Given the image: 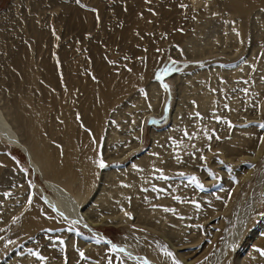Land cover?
I'll list each match as a JSON object with an SVG mask.
<instances>
[{"label": "rangeland", "instance_id": "1", "mask_svg": "<svg viewBox=\"0 0 264 264\" xmlns=\"http://www.w3.org/2000/svg\"><path fill=\"white\" fill-rule=\"evenodd\" d=\"M189 1L142 0L140 4L137 0H18L14 4L15 0H0V108L4 112L10 106L17 108V101L23 95L20 90L24 89L42 107L47 103L49 130L54 134L49 136L45 132L44 139L59 150L61 164L68 160L64 157L59 127L63 124L61 127L69 131L66 123L72 115L76 124L82 126L77 109L87 103L86 85L93 82L103 86L110 81V85L114 82L115 86L132 71L151 67V76L137 85L133 93L123 97L105 126L107 130L114 129L116 138H121L118 146L108 143L113 156L120 158L128 154L137 140L134 131L137 123L141 126L140 148L120 162H107L108 157L104 158L103 152V145L107 147V143L102 139V144H94L97 156L92 153L87 156L86 148L78 144L72 146L74 150L71 147L76 158L69 176L77 181L72 183V193L79 194L84 183L85 172L80 165L85 162L96 165V170H91L94 175L91 189L79 201L80 208L83 212L88 210L87 216L91 218L89 231L71 221L62 224L48 214L46 222L50 226L43 229L42 234L28 237L24 234L20 221L24 215L19 219L20 225L18 217L13 219V215L26 201L31 204L42 201L47 187L22 149L0 134V264H13V261L20 264L26 259L31 260L29 264H144L151 262L149 258L153 255H159L161 262L168 264H264V127H261L264 125V11L259 16L256 12L252 14L245 38L237 27L238 35L234 36L222 16H211L215 9L220 10V14L226 11L221 0H211L215 3L208 7L204 19L193 14ZM134 17H143L145 26L135 28L134 36H125L124 31ZM240 22L244 23L241 19ZM35 32L41 34L39 38ZM188 42H192L191 45ZM17 54L20 64L31 61L38 75L37 87L22 84V72L10 56ZM46 62H50L55 73L56 85L48 81L50 73L43 68ZM233 73H236L235 78L230 77ZM69 74L76 78L73 87L67 83ZM204 90H209L212 101L216 102L207 116L199 110L198 104ZM178 110L181 121L175 127L173 115ZM19 111L24 114L23 110ZM197 120L206 128L208 142L187 151L183 148L184 154L176 160L173 149L179 141L192 139L189 134ZM153 138L156 139L155 150L161 151L165 160L162 166L173 165L178 171H159L160 174L153 176L154 181L166 183L163 187L154 185L153 180L148 183V176L142 179L148 185L138 189L145 192L151 188L156 196L154 203L143 204L144 208L172 214L162 222L146 219L149 222L142 223L138 218L141 211L136 212L142 202L138 201L139 205L135 206L136 199L129 192L117 214L120 223L101 202L95 201L97 192L102 187H110L106 172L116 171L119 176L124 171L128 174L130 166L138 165L134 161L151 156ZM239 140L242 147L237 143ZM157 141L161 142V147ZM234 145L237 151L230 152L228 149ZM193 177L202 189L192 182ZM46 194L53 196L49 191ZM158 197L176 205V210L174 206L161 205L163 202ZM110 201L114 202L113 207L119 205V200ZM91 231L101 233L114 244L129 247L134 256L126 257L121 252L130 250L125 247V252L115 250ZM189 239L199 240L193 245ZM97 240L100 243H96ZM81 252L85 258H81ZM33 253L44 259H38Z\"/></svg>", "mask_w": 264, "mask_h": 264}, {"label": "bare ground", "instance_id": "2", "mask_svg": "<svg viewBox=\"0 0 264 264\" xmlns=\"http://www.w3.org/2000/svg\"><path fill=\"white\" fill-rule=\"evenodd\" d=\"M137 1L140 4L142 3V0H137ZM17 2H18V0H15L14 4H16ZM189 2H190V5L192 7L193 14L195 16L200 17V18H203V19L206 18L205 15L208 12L207 11L208 10V7H210L212 3H215V2H211V0H190ZM26 3H27V1H26ZM14 4H12L10 7L12 8V6ZM220 4L226 8V11H224L223 14H220V10L215 9L213 11V13H211L212 14L211 16H216V15L222 16L223 19L225 18V22L226 23L225 22L224 23L226 24V28H228V27L229 28H232V33H233L234 36H237L238 35V33L235 32V28L237 27V28H239V30H241V32L243 33V35L245 36V38H246L247 32H248V30H246L247 24H248V21H250L249 19L252 16V14L254 12H256L257 15H258V14H261L262 11H264V0H221L220 1ZM33 8H34V6H33ZM213 18H215V17H213ZM240 19L243 20V22H244L243 24L240 22ZM254 20L256 21V19H254ZM206 21L207 22H210L208 19H206ZM219 25L221 26V24H219ZM254 25H255V23H254ZM256 25H257V23H256ZM144 26L145 25L143 23V17H142V19L140 17H137V18L134 17V20L131 23V25H129V27L127 26L128 28L124 31V35L125 36H129V37H132L135 34V28H139L140 27L139 29H143ZM221 28H223V26H221ZM200 30H201V28H200ZM35 34H36V36L38 38L41 35L39 32H35ZM35 34H33V35H35ZM217 35H219V34H217ZM200 36H202V35H200ZM213 37L216 38L215 35H213ZM221 38L223 39V37H221ZM237 39L238 38H236L235 40H237ZM225 40L227 41L226 38H225ZM216 41H218V40L216 39ZM230 41H232V40H230ZM237 41H239V39ZM207 42L208 41H206V43ZM213 42H215V41H213ZM245 42H246V40H245ZM190 43H192V42H190ZM190 43L188 42L189 45H191ZM200 43H198V44H200ZM198 44H197V46H198ZM203 44H201V45H203ZM208 44H209V42H208ZM189 45H187L188 48H190ZM203 46H205V45H203ZM206 48L207 47H205V49ZM198 49H199V47L197 48V50ZM195 50H196V48H195ZM209 51H210V48H209ZM204 52H206V51H204ZM199 53H201V52H199ZM202 54H204V53H202ZM199 55H201V54H199ZM206 55H207V53H206ZM206 55H205V57H206ZM10 56H11V60H12L13 64L15 66H17V68L19 69V72H22L21 73L23 75L22 84L24 86L27 85L28 87H30V86L37 87L38 84H39L38 83V75L35 73L36 71L33 69V65H32L31 61H29L27 64H24V63L20 64L19 61H21V60H20L19 54H17V55H10ZM149 58H152V57L150 56ZM151 61H152L151 62V65H152L153 64V60L151 59ZM145 62H147V60H145ZM49 63L46 62L45 63V66H43L44 70L46 69V71H48L50 73L49 74L50 75L49 80L47 78L48 76L46 77V79L51 84H55L56 85L57 84V79H56V76L54 75L55 73L53 74V70H52L51 65ZM261 65H263V64H261ZM244 67H246V66H244ZM150 68L151 67H149L148 70H144V69H139L138 68L139 70L132 71V73H129L130 76L128 75L129 76L128 78H126L124 81L122 80L123 78H121L122 81L119 82V83H117V85H115L116 84L115 83L114 84L115 86L112 85L114 82L113 83L111 82V85H110V81L109 82H105L103 86H98L99 84H96V83H93V82L92 83H88L87 85L85 83L86 88H85V91L84 92L87 93V96H88L87 97V103L84 104V105L82 104L79 108L77 107L78 109L77 108L76 109H77V111H79L78 112L79 113V117H81V124L80 125L84 126V128H86V129H84L82 126L79 127L76 124L78 122L75 119V115H72V119L68 121L69 124L66 123L67 126L69 125V131L70 132L61 127L63 124L59 127V129L61 128L60 131H61V134H62L61 137L59 135L60 142L63 144L64 149H65L64 157H66V159L68 160V162H66L64 164H61L59 162L60 161L59 159L61 157V155L59 154V150L56 149L55 147H53L50 143H48V141H46V139H44V135H45L44 133L45 132H46V134L48 132L49 133V136H51L52 134H54L52 131L49 130V125H50L49 122L50 121L48 122V118L46 116V114L49 113L48 112V108L46 106L47 103L44 102V106L42 107V104L40 105L38 102H35V100H32L31 95L28 94V92H27L28 90L25 91V89H24V90H20V92L23 95L20 98V100L17 101V103L18 102L19 103L17 105L15 104L17 108L13 109L12 106H10V108L7 107V108L4 109V110H6V112H4L3 110H1V108H0V134L2 135V137H5L7 140L11 141L10 142L11 144H13L16 147L22 149L23 153L28 157V162H29L30 166L34 169V171L37 172V174H39L43 178L44 183H45V185L47 187V191H49L51 194H53V196L51 198L50 196H48L46 194V192H47L46 191V192H44L43 200L42 201L36 200L35 202H33V204H31L29 201L24 202L23 207L22 208L19 207L20 209L17 210V212L15 213L16 215H13V219L15 217H18L17 220H18V224L19 225H20L19 222L21 221V225L23 227V232H24L25 235H27V237L28 236H32L33 234H35V235L36 234L39 235V233L42 234V230L45 229L48 225L50 226V224H48L46 222V220H47L46 219V216L48 214H51L56 220L62 222V224H67V222L69 223V221H71L75 225H81L82 227L86 228L85 229L86 231L87 230L89 231V230L92 229V222L89 221L91 218L87 216L88 215L87 214V211L88 210L83 212V210L80 208L79 201H80V198L82 196H84L83 194L84 193L87 194L89 192V190L91 189V182L93 181V177H94V175L91 174V170L92 169H95L96 170V165H94L92 162H85L82 165H80L81 168L83 167L82 169L85 172L84 173L85 174V179L83 180L84 183H83V185L81 187L82 189H81V192H79V194L76 195V194L72 193V191H71L72 183L74 184V183L77 182L75 177H71L70 178V176H69V174H71V172H72L71 169H73V167L75 165V158H76L75 155H73V153H72V148L74 150V147H72V146L78 144V145H80V147L83 146V149L86 148V152L85 153H86L87 156H89L90 153H92L94 156H97L98 155V151L94 148V144L96 143V144L100 145V144H102V141H103V143L104 142L107 143L106 144L107 147L104 146L105 144L103 145L104 158L108 157V159H106L107 162L114 161V160H118L120 162L122 159H124L128 155H130V153H132L136 149H139L140 146H141V141H140V138H139L140 137V129H141V126H140L139 123L135 124V125L138 126L137 127L138 130L137 129H136L137 131L134 130L136 132L135 133V137L137 138V140L133 144V147L131 149H128V150H130L128 152V154L125 153V154H123L124 156H122L120 158L118 156H116V155L113 156L111 154V152H112L111 149L112 148L110 147V144H108V143H111V142L113 143L114 142V145H117L118 146V143L117 142H120L121 141V138L120 137L119 138H116L118 135L115 132H113L114 129L113 130L111 129L112 131L109 130V129L107 130L105 128V126H107V123H108L107 122V118L110 117L109 115L113 112V109H115L117 107L116 105L120 101H122L123 97H125L130 92L133 93L134 92V89H135V87L137 85L141 84L144 81H147V79L149 78V75L151 74V71H150L151 69ZM242 68H243V65H242ZM232 69H230V72H231ZM138 71H142L143 73L142 74H139ZM219 71L220 72H223L221 70H219ZM232 71H234V70H232ZM235 72H237V71H235ZM65 73L66 72H64V74ZM241 73H242V71H241ZM230 77L231 78H235L236 77V73L231 74ZM217 78H219V77H217ZM78 82H80V81H78ZM84 82H86V81H84ZM191 82H192V80H191ZM67 83H68L69 86H72V87L75 86V84H76V78H75L74 74H69V76H68V82ZM231 83H233V81H231ZM82 84H83V82H82ZM218 87H220V86H218ZM30 88H32V87H30ZM147 88H148V86H147ZM72 90H74V89H72ZM211 96L212 95L210 94V91L209 90L208 91L207 90H204V91L201 92L200 96L198 97L199 110L202 111L203 113H205L206 114L205 116H207V114H208L209 111H213L214 110V104L216 102L214 103L212 101ZM153 100L154 101L156 100V96L154 97ZM134 102H135V100H134ZM58 104H61V103H58ZM153 105H154V103H153ZM126 107H127V105H126ZM236 108H238V107H236ZM124 109L127 110V108H124ZM19 110H23L24 114L19 113L20 112ZM179 110H180V108H179ZM179 110L173 115V121H174L173 122V125H175L176 123H178L179 121H181L180 111ZM233 112H232V114H233ZM74 113L76 114V112H74ZM210 115L212 116L213 114L211 113ZM234 116H237V115H234ZM198 118H199V115H198ZM133 120H135V118ZM211 120H208V121H211ZM183 121H185V120H183ZM63 122H65V121H63ZM204 126L205 127H208L206 124H204ZM175 127H176V125H175ZM172 128H173V126H172ZM241 131H244V130L241 129ZM111 132H113V134ZM167 132H168V134H171L170 133L171 131H167ZM246 132L248 133V131H246ZM238 134H240V133H238ZM173 135H174V133H173ZM173 135H172V137H173ZM242 136H243V134H242ZM121 137H123V135ZM189 137L192 138V139L191 140L189 139V141L185 140L184 142L182 140L179 141L177 143V145L175 146L176 148L173 146V148H175V150L173 149L172 155L174 154L173 157H176V160L177 159H181L182 155L184 154L183 153L184 151H187L189 149L191 150L193 148H198L199 146L201 147V145H204V144H206L208 142V140H207L208 139L207 130H206V128H204L202 126V124L200 123L199 120H197V123H195V125L193 127V130L189 134ZM101 139H102V141H101ZM240 139H242V138H240ZM155 140L156 139L153 138V144H152L151 149L149 151V152H152V155L151 156H147L146 155V156H143L142 158H139V160L134 161V163L135 164H138V165H135V166L132 165V166H130V168L128 170V171H131L130 173L127 174V172L124 171V172H121L123 174L121 176H119L118 173H116V171L106 172V176H107V179L106 180L109 181L110 187L109 188H103L102 187L101 190L99 191V193L97 192V195L96 196H98V197L97 198H95L96 196L94 197L95 198V201L98 202V203L101 202V204L110 212V214L113 216V218L119 219L120 223L122 221H121V218H119V215H117V214L119 213V209H120L121 205L124 206L123 204H124V201L126 199V195L129 192H131L132 195H133V198L136 199L135 200V203H134L135 206H138L139 205L138 201H141L142 202V205L138 206L137 211H136L137 213H139L141 211V215H139L138 218H140L141 221H143L142 223L149 222L147 220L156 221L157 223L158 222H162L165 218H169L170 215L172 214V212H169V211H165V212L160 211L159 212V210H151L150 208H148V209L147 208H144L143 204L144 205H147V204L148 205H151L152 203H154V200L153 199L156 196L151 192V188H150V191H148V190L145 191V192L139 191V189H140L141 186L144 187V185H148L149 181L153 180V176L154 175L160 174L159 171H163V172L165 170L166 171H173V172L178 171V169H177L176 166H173V165H171L170 167L166 166L165 164L167 162L164 163L165 166H162L163 165V162H165V160L162 159L163 158L162 152L159 151V150H155ZM176 140H178V138ZM157 142L159 144L161 143L159 141H157ZM235 142H236V140H235ZM241 142H242V140L237 141V143L240 146L242 145ZM243 142H244V140H243ZM248 142H249V140H248ZM250 142H251V140H250ZM157 144H156V146H157ZM229 145H231V144H229ZM243 145H244V143H243ZM160 147H161V144H160ZM246 147H248V146H246ZM183 148H184V151L182 152ZM231 148H234V150L233 149H232L233 151L230 150ZM231 148L230 149L227 148V149L230 152L237 151V148L235 147V145L233 147H231ZM113 150H114V148H113ZM242 157H244V155ZM229 158H231V157H229ZM244 159L245 158H243V159L241 158V160H244ZM234 160H235V158H234ZM234 160H233L232 163H234ZM9 162L10 161H8V159H7V163H9ZM9 164H11V163H9ZM76 166H78V165H76ZM178 173H180V171ZM146 177H148V183L147 184H144L143 181H142V179L145 180L144 178H146ZM153 182H155L154 185H159L160 187H163V183H165V182L161 183V182L154 181V180H153ZM103 183H105V182H103ZM152 185H153V183H152ZM149 186H147V188ZM40 190H41V188H40ZM158 198L159 199L161 198V200L163 202L161 205L166 206V208H171V206L172 207L174 206L171 203H169L170 201H166L163 197H158ZM111 199L119 200V205L116 206V207H113L114 206V202L112 203L110 201ZM214 202H215V200H214ZM29 204H31L29 210H26L25 211L26 207ZM175 206H174V209H175ZM147 207H149V206H147ZM191 208H193V207H191ZM192 210H194V209H192ZM22 215H24L23 218H21ZM19 219H20V221H19ZM17 220H16V222H17ZM55 222L56 221H54V223ZM91 232H92V234L94 233L96 236H98L100 239H105V237L101 233H98L96 231L95 232L94 231H91ZM198 240L199 239L192 240L190 242V244L193 243V245H194V243L196 241H198ZM228 240L230 241V239H228ZM110 243H111L110 246H112V247H113V245H115V248H114L115 250L124 251L125 252V250H124L123 247H125L128 250H130L129 252H126V253L121 252L126 257L129 256V258H131V257L134 256V254L131 253V249L129 247H127L125 245H121V244H114L112 242H110ZM149 259H150V261L152 263L149 262V260L147 259L148 262L145 263L143 261L144 264H156V262L159 263V264H161V263L162 264H168V263H166L164 261L161 262V258H160L159 255H153ZM13 260L16 261V259H13ZM26 260H25L26 262H23L21 260L22 263L20 261V264H29L30 261H31L30 259H26ZM13 264H14V261H13ZM16 264H18V263L16 262Z\"/></svg>", "mask_w": 264, "mask_h": 264}, {"label": "snow or ice", "instance_id": "3", "mask_svg": "<svg viewBox=\"0 0 264 264\" xmlns=\"http://www.w3.org/2000/svg\"><path fill=\"white\" fill-rule=\"evenodd\" d=\"M164 87L167 88V85H164ZM261 127H264V125H261ZM101 167H103V164H101ZM181 175H183V174H181ZM192 182L195 183L197 187H201V189H202V186L198 183V181H196V178L195 177L192 178ZM104 242L105 243H109L108 241H104ZM61 243H63V241H61ZM96 243H100V241L97 240ZM113 248H115V245H113ZM165 254L168 255V256H171L172 255V253H170V252H166ZM33 255H35L40 260H43L44 259L38 253H33ZM262 255H264V253H262ZM80 256H81V258H85L83 252L80 253Z\"/></svg>", "mask_w": 264, "mask_h": 264}, {"label": "water", "instance_id": "4", "mask_svg": "<svg viewBox=\"0 0 264 264\" xmlns=\"http://www.w3.org/2000/svg\"><path fill=\"white\" fill-rule=\"evenodd\" d=\"M39 189H40V188H39ZM104 240H105V241H108V242H109L108 244L111 245V243H110L111 241H109L107 238H105Z\"/></svg>", "mask_w": 264, "mask_h": 264}]
</instances>
